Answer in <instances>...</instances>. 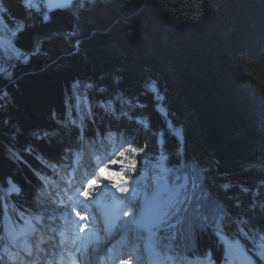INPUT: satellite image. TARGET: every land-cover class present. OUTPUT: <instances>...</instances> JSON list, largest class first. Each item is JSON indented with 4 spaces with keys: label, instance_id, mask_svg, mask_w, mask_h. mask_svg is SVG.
Wrapping results in <instances>:
<instances>
[{
    "label": "trees",
    "instance_id": "obj_1",
    "mask_svg": "<svg viewBox=\"0 0 264 264\" xmlns=\"http://www.w3.org/2000/svg\"><path fill=\"white\" fill-rule=\"evenodd\" d=\"M86 6L0 0V222L34 212L46 177L112 131L146 154L132 204L162 154L171 178L187 174L165 223L176 252L219 264V235L247 251L264 235V0Z\"/></svg>",
    "mask_w": 264,
    "mask_h": 264
},
{
    "label": "rangeland",
    "instance_id": "obj_2",
    "mask_svg": "<svg viewBox=\"0 0 264 264\" xmlns=\"http://www.w3.org/2000/svg\"><path fill=\"white\" fill-rule=\"evenodd\" d=\"M42 1L45 10L50 11L56 8L73 10L92 0ZM20 28L21 24H17L13 33ZM168 127L172 134L179 137L178 130L170 123ZM110 134L103 138L102 143L97 144L92 141L90 145L92 148L88 147L81 153H74L71 166L61 168L56 174L48 176V184L50 182L52 184L48 194L52 196V200L45 201L42 197L37 201L34 200L33 215L19 220L20 218L15 214L17 217L15 221L7 214L2 217L0 258L5 260V264H19L16 252L11 249V244L14 245L18 237L31 232L43 233L49 229L55 234L57 242H49L45 245L50 250L48 264H81V258L77 255L79 249L89 250L94 247L99 255L97 258L95 256L96 260L90 264H119V261L125 262L124 258H121L122 254L130 257L125 264H189V255L180 256L173 251V244L169 242L170 232L165 227V223L184 205L189 193L190 180L183 172H178L171 178L168 174L170 167L165 163L164 154L159 160L161 165L159 175L148 173L144 181L147 191L144 192L141 187H133L136 204H131L125 194L118 193L111 187L110 182L103 178L98 179V184L91 190L89 199L80 195L89 180L98 178L97 173L100 168H106L108 172H121L122 165L126 168L130 159L137 161V169L139 163L146 161L143 150L139 154L134 153L132 149L136 148L130 143H119L117 135L113 132ZM113 160L117 163L113 164ZM87 164H90L89 174L80 176ZM136 173H126V175L134 178ZM132 178H130L131 182L134 181ZM66 179L69 182L67 184L64 183ZM5 190L8 194L17 192V188L10 181L6 182ZM44 192L45 190H38L37 194ZM153 206L160 217L158 222L150 224L151 226L146 225L147 227L134 223L140 217L142 210H150ZM126 212L129 215L125 216ZM82 227L84 231H81ZM159 236L165 239L166 243L162 245L165 254L159 251L160 244L156 241ZM219 241L223 244L224 250L221 264H234V261L242 262V260L255 264L253 256L257 261L264 262V235L250 244L248 252L253 253L251 255L246 254L236 240L220 235ZM204 264H213V262L206 257Z\"/></svg>",
    "mask_w": 264,
    "mask_h": 264
},
{
    "label": "bare ground",
    "instance_id": "obj_3",
    "mask_svg": "<svg viewBox=\"0 0 264 264\" xmlns=\"http://www.w3.org/2000/svg\"><path fill=\"white\" fill-rule=\"evenodd\" d=\"M159 220H160V217H159V215L156 212V208L153 206V207L150 208V210L149 209L142 210V212L140 214V217H138L134 221V223L135 224H138V225L146 226V225L154 224V223L158 222ZM46 236L47 237H54V234L52 235V232H49L48 235H46ZM54 238H56V237H54ZM44 239L46 240V238H44ZM40 246H42L44 248L45 247V244L42 243V245H40L39 242L36 244V250H33L32 251V255L29 256V260L31 261L30 264H41V262H45V258L46 257L50 256L49 253H48V251H41L42 248H40ZM79 250L80 251L77 253V255L81 258L80 259V263L81 264H89L88 263L89 261L94 262V260H96L97 256L99 255L98 253L95 252L96 247H94L92 249H89V250H81V249H79ZM59 254L61 255V253H59ZM251 254H253V253H251ZM90 256H92V257L88 260V258ZM94 256H96V258L95 259H92ZM121 258L122 259L124 258V261L126 262V261L129 260L130 257H128L126 254H122V257ZM252 259H253V262L254 263H258L259 262L260 264H264L262 261H257L254 258V256H253ZM32 260L34 262H36V263L32 262ZM125 262L119 261V264H125ZM5 263H6L5 260L0 258V264H5Z\"/></svg>",
    "mask_w": 264,
    "mask_h": 264
},
{
    "label": "snow or ice",
    "instance_id": "obj_4",
    "mask_svg": "<svg viewBox=\"0 0 264 264\" xmlns=\"http://www.w3.org/2000/svg\"><path fill=\"white\" fill-rule=\"evenodd\" d=\"M134 153H141L142 149H132ZM123 155V153H121ZM113 164H116L117 161L113 160ZM122 171L121 172H108L106 168H100L97 173V179H91L88 181L87 185L84 187V190L80 193V195L85 198L89 199L91 196V190L94 186L98 184V179L103 178L110 182L111 187L115 189L120 194H126L130 191L129 187H126L125 185L130 184V177L126 175V173H132L135 174L137 170V161L135 159H130L127 167L124 168L122 165ZM107 173V175H104ZM129 215V213H125V216ZM81 231H84V228H81Z\"/></svg>",
    "mask_w": 264,
    "mask_h": 264
},
{
    "label": "water",
    "instance_id": "obj_5",
    "mask_svg": "<svg viewBox=\"0 0 264 264\" xmlns=\"http://www.w3.org/2000/svg\"><path fill=\"white\" fill-rule=\"evenodd\" d=\"M94 1H95V0H92L91 3H93ZM86 7H88V6L83 5V6L80 7V9H83V8H86ZM80 9H79V10H80ZM79 10L77 11V13L79 12ZM22 57H23V56H22ZM22 57H20V59H21ZM161 112L163 113V110H162ZM179 136H180V133H179Z\"/></svg>",
    "mask_w": 264,
    "mask_h": 264
}]
</instances>
